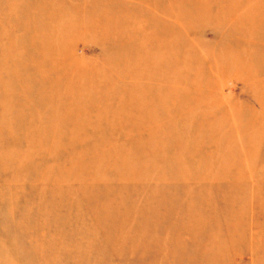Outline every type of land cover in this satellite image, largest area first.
Returning a JSON list of instances; mask_svg holds the SVG:
<instances>
[{"label": "rangeland", "instance_id": "obj_1", "mask_svg": "<svg viewBox=\"0 0 264 264\" xmlns=\"http://www.w3.org/2000/svg\"><path fill=\"white\" fill-rule=\"evenodd\" d=\"M0 264H264V0H0Z\"/></svg>", "mask_w": 264, "mask_h": 264}, {"label": "bare ground", "instance_id": "obj_2", "mask_svg": "<svg viewBox=\"0 0 264 264\" xmlns=\"http://www.w3.org/2000/svg\"><path fill=\"white\" fill-rule=\"evenodd\" d=\"M208 15V14H207ZM120 19V18H119Z\"/></svg>", "mask_w": 264, "mask_h": 264}]
</instances>
